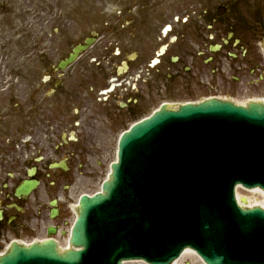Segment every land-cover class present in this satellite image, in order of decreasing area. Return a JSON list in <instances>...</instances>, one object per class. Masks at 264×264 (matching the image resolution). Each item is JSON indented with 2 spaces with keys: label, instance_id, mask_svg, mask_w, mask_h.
<instances>
[{
  "label": "flooded vegetation",
  "instance_id": "obj_1",
  "mask_svg": "<svg viewBox=\"0 0 264 264\" xmlns=\"http://www.w3.org/2000/svg\"><path fill=\"white\" fill-rule=\"evenodd\" d=\"M210 1L122 0L106 64L89 62L97 29L74 43L95 38L63 70L0 63V253L64 235L78 167L153 104L264 92L254 47L264 36V0Z\"/></svg>",
  "mask_w": 264,
  "mask_h": 264
},
{
  "label": "water",
  "instance_id": "obj_2",
  "mask_svg": "<svg viewBox=\"0 0 264 264\" xmlns=\"http://www.w3.org/2000/svg\"><path fill=\"white\" fill-rule=\"evenodd\" d=\"M110 168L81 195L69 248L12 243L0 264H168L185 247L206 264H264V208L234 195L236 184L264 192V101L163 103L122 133Z\"/></svg>",
  "mask_w": 264,
  "mask_h": 264
},
{
  "label": "rangeland",
  "instance_id": "obj_3",
  "mask_svg": "<svg viewBox=\"0 0 264 264\" xmlns=\"http://www.w3.org/2000/svg\"><path fill=\"white\" fill-rule=\"evenodd\" d=\"M122 3V0H0V63H12L19 72L27 62L35 67L39 63L45 64L48 70L90 29H97L101 31L100 38L92 48L95 54L89 62L96 58V64H106L112 46L110 42L117 39V15ZM255 39L254 47L259 48L264 39ZM52 77H56V72ZM159 103L153 104L148 112ZM116 137L117 134L108 148L92 151L88 165L78 167V194L84 189L99 187L111 159L115 157ZM96 138L101 144L105 142V136ZM92 170L95 176H81L91 175ZM238 192L241 196L261 201L260 195L249 190L238 188ZM71 218L70 215L67 222Z\"/></svg>",
  "mask_w": 264,
  "mask_h": 264
},
{
  "label": "bare ground",
  "instance_id": "obj_4",
  "mask_svg": "<svg viewBox=\"0 0 264 264\" xmlns=\"http://www.w3.org/2000/svg\"><path fill=\"white\" fill-rule=\"evenodd\" d=\"M248 190L252 193H255V194H258L261 196V201H258L256 198H253V199L247 198L246 203L248 205H252L254 203L264 204V193L262 192V190L260 188L253 187V188H248ZM237 196L241 197L239 192H237ZM184 258H188V259L190 258L189 260L192 261L194 264H196L197 261L199 262L195 252L190 248H185L183 253L181 254V257L178 260L174 261L172 264H181V262Z\"/></svg>",
  "mask_w": 264,
  "mask_h": 264
}]
</instances>
